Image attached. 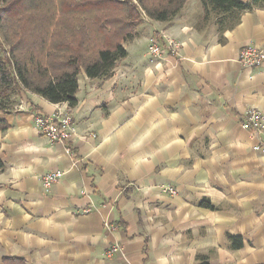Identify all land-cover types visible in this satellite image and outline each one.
<instances>
[{
    "label": "crops",
    "instance_id": "obj_1",
    "mask_svg": "<svg viewBox=\"0 0 264 264\" xmlns=\"http://www.w3.org/2000/svg\"><path fill=\"white\" fill-rule=\"evenodd\" d=\"M201 17L187 0L169 21L143 19L109 77L79 74L73 107L26 91L0 111V264H264V156L240 125L249 108L264 115V63L238 61L243 46L264 48V1L230 30ZM58 108L72 114L75 156L34 124ZM49 171L63 176L45 192Z\"/></svg>",
    "mask_w": 264,
    "mask_h": 264
},
{
    "label": "trees",
    "instance_id": "obj_2",
    "mask_svg": "<svg viewBox=\"0 0 264 264\" xmlns=\"http://www.w3.org/2000/svg\"><path fill=\"white\" fill-rule=\"evenodd\" d=\"M187 0H138L145 15L154 21L178 16ZM201 23L216 30L233 29L243 11L264 0H199ZM0 111L19 89L40 95L51 103L76 105L78 76L109 77L124 59V43L131 41L143 18L131 3L120 0H0ZM5 44L7 48L4 47ZM40 115V114H39ZM7 124L0 119V130ZM70 153L74 149L64 141ZM1 167V164H0ZM202 207L215 209L208 199ZM231 249L242 244L239 236L226 235ZM6 264H25L20 257H5ZM194 264H209L199 255Z\"/></svg>",
    "mask_w": 264,
    "mask_h": 264
},
{
    "label": "built area",
    "instance_id": "obj_3",
    "mask_svg": "<svg viewBox=\"0 0 264 264\" xmlns=\"http://www.w3.org/2000/svg\"><path fill=\"white\" fill-rule=\"evenodd\" d=\"M168 46L172 52H176L179 44L168 41ZM148 52L159 57L162 49L155 37L148 40ZM238 61L242 68H257L264 63V48L254 45L243 46L238 53ZM34 124L38 131L53 142L64 143L69 134L74 131L72 114L69 110L57 109L50 116L35 115ZM240 125L246 130L253 139L252 150L264 156V115L257 108H249L241 115ZM94 136V135H93ZM67 150H69L67 148ZM70 152V151H69ZM63 176L62 171H49L42 175L41 186L45 192H49L51 187ZM163 191L174 193L170 187H162ZM118 245H113L106 251L107 256L119 251Z\"/></svg>",
    "mask_w": 264,
    "mask_h": 264
},
{
    "label": "rangeland",
    "instance_id": "obj_4",
    "mask_svg": "<svg viewBox=\"0 0 264 264\" xmlns=\"http://www.w3.org/2000/svg\"><path fill=\"white\" fill-rule=\"evenodd\" d=\"M120 1L127 2V3H131L133 5H136V7L138 8V10L140 11L141 17L143 19L148 18L145 15V12L140 8L138 0H120ZM191 2H193V0H191ZM197 2H198L199 5H201L199 0H197ZM0 5H1V2H0ZM186 5H187V1H186V4H185L184 8L186 7ZM3 35H4V27L0 24V42H3L4 43V41H3ZM3 45H4L5 48H7V46L5 44H3ZM27 92H26V90L19 89L16 92V94H14L11 97L10 102L8 101V106H7V109L6 110H12V109L19 108L20 105H21V100H23V97L25 96V94Z\"/></svg>",
    "mask_w": 264,
    "mask_h": 264
}]
</instances>
